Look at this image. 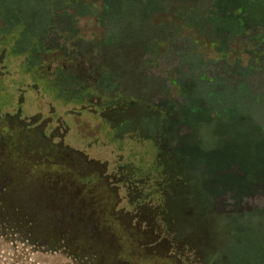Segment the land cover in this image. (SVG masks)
<instances>
[{
  "label": "rangeland",
  "instance_id": "1",
  "mask_svg": "<svg viewBox=\"0 0 264 264\" xmlns=\"http://www.w3.org/2000/svg\"><path fill=\"white\" fill-rule=\"evenodd\" d=\"M124 1L128 9L111 21L110 37L118 38L111 57L120 53L127 58L137 47L135 41L158 34L179 57L185 53L176 41L184 30L183 18L192 21L197 32L204 26L211 33L217 16L212 14L216 0L203 1L195 10L194 0H138L131 6L130 0ZM146 7L158 12L149 16L161 27L145 28ZM79 26L85 40L103 33L95 18L83 19ZM167 26L172 33L161 30ZM13 44L0 48V264H218L215 247L199 239L198 230L177 208L168 183L180 181L179 175L175 169L169 173L163 163L173 165L181 154L185 165H198L209 183L224 171L216 161L198 164L194 154L199 145L204 155L215 151L219 156L224 144H260L264 101L260 103L258 93L243 80H233L230 86L228 79L204 69L214 81L194 89V73L188 75L186 66H192L195 54L205 55L214 45L207 42L183 60L180 55L183 63L177 66L161 61L149 72L169 92L174 90L170 80H176L175 66L185 68L182 85L189 82L190 88L183 114L191 121L210 120L195 129L173 130L164 142L168 148L158 154L154 141L119 136L103 118L99 98L92 104L58 98L50 85L57 64L49 58L44 69L27 73L26 57L14 56ZM257 49L264 50L263 41ZM128 67L120 81L140 90L144 82L128 78L136 66ZM261 67L264 71V56ZM100 71L97 79L111 75L104 67ZM156 99L161 100V94ZM230 112L233 119L227 118ZM164 128L159 125L158 134ZM186 187L191 185L187 182Z\"/></svg>",
  "mask_w": 264,
  "mask_h": 264
},
{
  "label": "trees",
  "instance_id": "2",
  "mask_svg": "<svg viewBox=\"0 0 264 264\" xmlns=\"http://www.w3.org/2000/svg\"><path fill=\"white\" fill-rule=\"evenodd\" d=\"M137 1L130 0L127 5ZM203 1L208 0H194V10ZM216 1L212 14L217 16L212 21L211 33L204 26L197 32L192 21L183 18L185 31L181 30L180 41L175 38L178 46L185 49V55L180 54L182 60L207 42L214 45L205 55L195 54L192 66H186L188 75L190 71L194 73V89H201L206 81H214L205 74L206 69L217 73L214 75H219L218 78L228 79L230 86L233 80H243V85L257 92L259 102L263 103L264 71H260L263 69L260 65L264 50L256 48L264 42V0ZM126 8L124 0H0V48L13 41L12 54L26 57L27 73L34 69L41 71L51 58L57 67L50 75V85L58 98L66 103L88 104L99 98L103 118L119 136L132 134L141 140L154 141L160 154L168 148L164 142L173 130L195 129L210 120L191 121L183 114L186 110L183 101L190 88L187 80L188 84L182 85L185 68L176 70L177 63H183L181 57L174 56L169 44L160 41L159 32L142 43L135 41L137 47L127 58L120 53L110 56L118 40L110 37L111 21L113 15L120 16ZM152 10L145 8V28L150 30L161 27L149 16L158 13ZM86 18H95L103 29L95 40H85L81 35L79 23ZM161 30L172 33L173 29L167 26ZM185 40L194 46H186ZM158 45L164 47V53ZM161 61L176 64V80H170L174 90L170 93L149 73ZM129 65L136 67L128 78L144 82L140 90L134 89L133 83L128 86L120 81L121 73L130 69ZM101 67L111 75L97 79L95 75L101 73ZM160 94L162 99L158 101L156 97ZM200 113L196 114L201 117ZM233 117L230 112L227 118ZM159 125L165 127L161 134ZM259 135L260 144H224L225 151L219 149V156L215 151L204 155L199 145L194 154L198 164L213 165L216 161L224 171V176L209 183L198 165H185L181 154L178 161L175 156L173 165L163 162L164 169L169 173L175 169L179 175L180 181L175 184L166 182L177 208L188 218L186 222L198 230L199 239L215 247L218 264H264V130ZM185 181L191 185L190 189Z\"/></svg>",
  "mask_w": 264,
  "mask_h": 264
}]
</instances>
